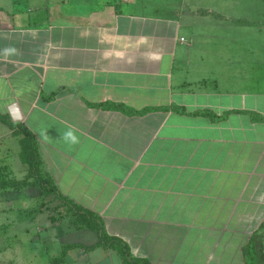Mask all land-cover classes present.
Returning <instances> with one entry per match:
<instances>
[{
    "label": "crops",
    "instance_id": "crops-1",
    "mask_svg": "<svg viewBox=\"0 0 264 264\" xmlns=\"http://www.w3.org/2000/svg\"><path fill=\"white\" fill-rule=\"evenodd\" d=\"M23 1L0 0V114L35 135L40 175L135 258L246 264L264 223V23L243 25L241 0ZM22 137L0 121L5 179L27 175ZM39 195L59 204L0 185V264L66 245L62 264H126L117 246L85 251L96 231Z\"/></svg>",
    "mask_w": 264,
    "mask_h": 264
},
{
    "label": "trees",
    "instance_id": "trees-1",
    "mask_svg": "<svg viewBox=\"0 0 264 264\" xmlns=\"http://www.w3.org/2000/svg\"><path fill=\"white\" fill-rule=\"evenodd\" d=\"M107 106V104H104ZM0 121L5 122L12 130L14 135H22L20 139L21 144L25 142L30 149V155L28 157V171L27 179L15 180L5 179L0 175V185L6 187H24L34 186L41 190L42 194L53 195V200H58L59 204L56 207H61L63 211L74 217L76 223L86 226L96 231L98 236V242L94 246L81 247L87 251L94 249L95 247L111 248L117 246L119 248L120 256L126 264H149L144 259L135 258L131 255L127 244L116 237H110L106 234L101 218L89 209H86L80 205H77L68 197L61 194L58 188L52 183L50 179L43 178L40 175V156L37 148V141L35 135L28 130L23 124H12L9 119L0 114ZM264 244V223L253 233L250 241L248 242V264H260L261 263V252ZM74 245H66L62 248L61 254L55 258L51 264H62L65 259L67 251L73 248Z\"/></svg>",
    "mask_w": 264,
    "mask_h": 264
},
{
    "label": "rangeland",
    "instance_id": "rangeland-1",
    "mask_svg": "<svg viewBox=\"0 0 264 264\" xmlns=\"http://www.w3.org/2000/svg\"><path fill=\"white\" fill-rule=\"evenodd\" d=\"M115 1L116 0H113V2H115ZM30 2H33V1L32 0H24L23 1V3H30ZM36 2H38V1H36ZM236 3L238 5L235 8L232 7L231 9H235V10L242 13L243 18L241 20V23H243V25L252 24V25L260 26L261 24L264 23V22L260 21V20H262V18H260V19L250 18L254 14L255 11L257 13L258 11H261L262 9H264V6H262V5H264V0H261V1L260 0L259 1L241 0V1H237ZM261 40L262 39L259 37L258 40L256 41V46H259L262 44L260 42ZM259 51H262V50H260L259 48L256 47L254 55L250 54V52L248 53V50H246V49H242L241 53H242V57H248L249 56V57H253L254 59L260 60L261 56H260ZM263 56H264V54H263ZM245 67L248 68L249 66L244 63L243 68H245ZM263 68L260 67L259 71H257V73L260 74L261 78L264 77V73H262L260 71V69H263ZM255 69H257L256 66H255ZM18 153H19V156L22 160L24 167L28 169V162L27 161H28V157L30 155V149H29V146L25 142H23L21 144L20 140H19V151H18ZM9 163H11V165L13 166V156H11ZM25 178L27 179V176H25ZM35 197H37V196H35ZM46 198H48V197H42V195H39V197H37L35 199V206L38 207V208H36L37 210H39L40 207L46 206V209H47L46 213L48 214V216H53V217L57 216L60 213H63V211H62L63 209L61 207H55V203H53V202L51 203L50 200L46 199ZM47 204H48V206H47ZM6 238L8 239L7 241L0 243V249L6 248V254H8V253H10L11 249H12V251L14 250L13 247L11 248V246L13 245V241H9L10 235H6ZM26 244H27L26 242H18L17 243V245H19V248H21L23 250H26ZM59 251L56 254L49 255L46 258L45 262L47 264H51V262L55 258L58 257V254L60 253ZM243 251H244V258H245V262H246V259H248V248L245 247L243 249ZM262 253L264 256V244H263V248H262ZM23 260H25V258H23ZM246 264H248V261L246 262Z\"/></svg>",
    "mask_w": 264,
    "mask_h": 264
},
{
    "label": "flooded vegetation",
    "instance_id": "flooded-vegetation-1",
    "mask_svg": "<svg viewBox=\"0 0 264 264\" xmlns=\"http://www.w3.org/2000/svg\"><path fill=\"white\" fill-rule=\"evenodd\" d=\"M261 256H262V259H261V263L260 264H264V256H263V253L261 252Z\"/></svg>",
    "mask_w": 264,
    "mask_h": 264
}]
</instances>
